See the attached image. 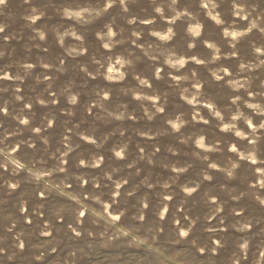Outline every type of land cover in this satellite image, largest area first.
Masks as SVG:
<instances>
[{"label": "rangeland", "instance_id": "374dc122", "mask_svg": "<svg viewBox=\"0 0 264 264\" xmlns=\"http://www.w3.org/2000/svg\"><path fill=\"white\" fill-rule=\"evenodd\" d=\"M0 264H264V0H3Z\"/></svg>", "mask_w": 264, "mask_h": 264}, {"label": "snow or ice", "instance_id": "6c2138e0", "mask_svg": "<svg viewBox=\"0 0 264 264\" xmlns=\"http://www.w3.org/2000/svg\"><path fill=\"white\" fill-rule=\"evenodd\" d=\"M3 2V0H0V3H2Z\"/></svg>", "mask_w": 264, "mask_h": 264}]
</instances>
